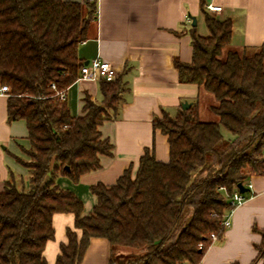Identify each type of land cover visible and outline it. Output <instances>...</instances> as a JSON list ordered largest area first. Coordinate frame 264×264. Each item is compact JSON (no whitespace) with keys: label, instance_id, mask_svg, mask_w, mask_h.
Listing matches in <instances>:
<instances>
[{"label":"trees","instance_id":"16d2710c","mask_svg":"<svg viewBox=\"0 0 264 264\" xmlns=\"http://www.w3.org/2000/svg\"><path fill=\"white\" fill-rule=\"evenodd\" d=\"M96 11L94 0H0V87L10 89L8 121L24 120L31 142L29 160L18 158L30 173L28 189L8 181L0 190V264H48L54 216L66 213L75 216V229L56 264H81L93 238L110 243V264H201L212 235L219 240L226 231L227 196L264 175V47L223 59L232 20L204 12L209 35L192 33V61L175 64L181 83L215 96L219 120L202 121L196 106L156 118L154 129L168 136L169 161L146 152L135 177L128 169L111 186L93 185L97 205L84 216L83 201L59 176L78 184L101 168L100 156L111 155L100 126L117 116L126 87L121 78H100L103 104L87 95L79 117L58 95L81 76L79 48ZM254 231L263 238L256 248L264 263V230Z\"/></svg>","mask_w":264,"mask_h":264},{"label":"crops","instance_id":"0c3cea01","mask_svg":"<svg viewBox=\"0 0 264 264\" xmlns=\"http://www.w3.org/2000/svg\"><path fill=\"white\" fill-rule=\"evenodd\" d=\"M63 1L84 3L86 0ZM94 1L96 19L89 27L88 40L80 45L79 57L84 63L95 59L111 63L118 71L117 78H121L126 87L117 116L100 126L103 139L109 140L113 147L111 155L100 156L101 168L83 175L78 184L59 176L61 186L83 201L84 216L92 213L97 205V198L91 192L93 185L111 186L128 169L135 177L146 152L160 162L169 161L168 136L154 129L156 118L177 115L184 103L196 106L201 116L206 90L195 84L181 83L175 63L192 61V33L209 35L204 12L219 20H232V41L226 48L225 58L229 51L243 55L264 47V0ZM208 5L223 9L209 12ZM99 80L80 76L66 91L65 98L74 116L85 114L87 95L97 104H103ZM217 105H212L211 110ZM30 148L26 122L8 121V95L0 93L1 191L8 181H14L20 189L25 183L29 184V170L18 158L29 160L26 152ZM247 184L251 188L245 194V203L233 211L231 226L222 239L214 240L201 264H264L257 260L256 248L263 238L254 231V228L264 230V175L252 176ZM53 224L55 237L44 250L48 264H56L61 246L68 244L67 231L75 229V216L56 214ZM77 232L80 237L81 232ZM111 257L110 243L103 238H93L81 264H110Z\"/></svg>","mask_w":264,"mask_h":264},{"label":"built area","instance_id":"2783aa9c","mask_svg":"<svg viewBox=\"0 0 264 264\" xmlns=\"http://www.w3.org/2000/svg\"><path fill=\"white\" fill-rule=\"evenodd\" d=\"M207 9L209 12H221L222 7L221 6H214V5H208ZM118 71L116 68L109 62L101 60V59H95L90 61L88 64H85L81 69V77L83 79H96V78H102L107 81H113L117 78ZM54 89H56V86H52ZM10 91L8 86H1L0 87V93L7 94ZM58 95L62 100H65V93L64 92H58ZM247 188H251L250 184L245 185ZM229 203L231 204V209L225 214L224 219L222 221V226L227 229L231 226V217L233 211L245 203L246 197L245 194L240 193L239 189L237 188L236 191H234L231 195L227 196ZM212 238L214 240L217 239L216 235H212Z\"/></svg>","mask_w":264,"mask_h":264},{"label":"rangeland","instance_id":"374dc122","mask_svg":"<svg viewBox=\"0 0 264 264\" xmlns=\"http://www.w3.org/2000/svg\"><path fill=\"white\" fill-rule=\"evenodd\" d=\"M207 32L208 31H207V28H206L205 29V33L207 34ZM226 53H227V51L225 49L222 58H225ZM204 96H205V98H202L203 101H204V103H203V110H202L201 116H200L201 117V120L202 121H205V122H215V121H218V117L211 110L212 105L214 106V105H217L218 104L217 100L215 99L214 95H212L211 93L206 92V91H204ZM222 132H223L225 138H227V139H230V138L233 137L232 134L229 131H227L225 128H223V127H222ZM24 186L25 187H23V188L28 189L27 187H29V184L28 183H25Z\"/></svg>","mask_w":264,"mask_h":264},{"label":"water","instance_id":"95a60500","mask_svg":"<svg viewBox=\"0 0 264 264\" xmlns=\"http://www.w3.org/2000/svg\"><path fill=\"white\" fill-rule=\"evenodd\" d=\"M88 63H89V62H86L85 64H88ZM182 108H183V110H188V109L190 108V104H188V103H184V104L182 105ZM237 187H238L240 193H242V194H246V193H248V192L250 191V189L247 188V187H246L244 184H242V183L238 184ZM119 264H124V261L121 260V261L119 262Z\"/></svg>","mask_w":264,"mask_h":264}]
</instances>
